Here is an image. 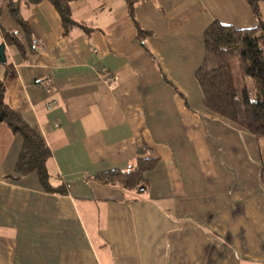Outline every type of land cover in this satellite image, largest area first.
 Returning <instances> with one entry per match:
<instances>
[{"label": "crops", "instance_id": "0c3cea01", "mask_svg": "<svg viewBox=\"0 0 264 264\" xmlns=\"http://www.w3.org/2000/svg\"><path fill=\"white\" fill-rule=\"evenodd\" d=\"M11 6L31 45L5 40L20 32ZM69 11L65 33L50 2L0 0L5 102L39 131L49 183L65 190L8 179L22 142L1 124L0 264H264L258 140L207 111L195 79L212 23L257 27L246 1L137 0L133 19L123 0ZM139 159L157 161L143 190L95 179Z\"/></svg>", "mask_w": 264, "mask_h": 264}, {"label": "trees", "instance_id": "16d2710c", "mask_svg": "<svg viewBox=\"0 0 264 264\" xmlns=\"http://www.w3.org/2000/svg\"><path fill=\"white\" fill-rule=\"evenodd\" d=\"M29 5L50 2L59 14L63 29L68 32L77 26L71 19V0H26ZM131 19L137 0H123ZM257 27L236 30L230 26L212 23L203 33L204 55L195 72L202 93L204 108L211 114L233 124L254 138L264 141V23L260 19V4L264 0H245ZM9 13L19 28L18 33H5V40L21 48L19 37L31 45L29 29L17 9ZM139 36L144 32L138 29ZM4 124L21 139V150L10 180L35 174L46 193L65 194L62 186L52 187L47 173L50 151L36 128L27 125L19 114L5 102V86L0 81V125ZM144 152V150H143ZM139 151L138 155L143 154ZM259 181L264 192V146L259 150ZM129 173L109 171L95 179L103 185L120 186L128 191L145 189L147 175L156 167L155 160H137Z\"/></svg>", "mask_w": 264, "mask_h": 264}, {"label": "rangeland", "instance_id": "374dc122", "mask_svg": "<svg viewBox=\"0 0 264 264\" xmlns=\"http://www.w3.org/2000/svg\"><path fill=\"white\" fill-rule=\"evenodd\" d=\"M249 136H251V135H249ZM250 138V137H249ZM250 141L252 140V139H249ZM257 142H258V149L260 150L261 149V147H263L264 146V141H263V139H259V138H257ZM251 143V147H252V142H250ZM254 143V142H253ZM242 153H244V151L242 150ZM241 155V154H240ZM246 156H248V155H246ZM249 168H251L252 170H253V168H254V166L253 165H250L249 163L247 164V169H249ZM246 175H248V179H249V182L252 180V178L250 177V175H249V173H245ZM243 180H245V178L243 179V178H241V180L240 181H243ZM254 188V187H253Z\"/></svg>", "mask_w": 264, "mask_h": 264}, {"label": "water", "instance_id": "95a60500", "mask_svg": "<svg viewBox=\"0 0 264 264\" xmlns=\"http://www.w3.org/2000/svg\"><path fill=\"white\" fill-rule=\"evenodd\" d=\"M0 58L4 60V47L3 46L0 47Z\"/></svg>", "mask_w": 264, "mask_h": 264}, {"label": "built area", "instance_id": "2783aa9c", "mask_svg": "<svg viewBox=\"0 0 264 264\" xmlns=\"http://www.w3.org/2000/svg\"><path fill=\"white\" fill-rule=\"evenodd\" d=\"M55 104V102H52V103H50L49 105H54ZM49 105H47V106H49Z\"/></svg>", "mask_w": 264, "mask_h": 264}]
</instances>
